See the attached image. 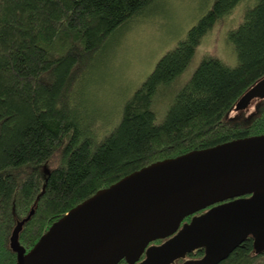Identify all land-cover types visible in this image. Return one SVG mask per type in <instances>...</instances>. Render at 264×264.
Instances as JSON below:
<instances>
[{
    "label": "trees",
    "instance_id": "16d2710c",
    "mask_svg": "<svg viewBox=\"0 0 264 264\" xmlns=\"http://www.w3.org/2000/svg\"><path fill=\"white\" fill-rule=\"evenodd\" d=\"M158 2L0 0V264L16 263L9 238L29 213L18 233L25 250L71 207L149 163L264 133V106L244 124L224 119L264 77V0H206L146 78L117 93L116 105L89 99L95 73L107 74L101 58L113 38ZM221 21L233 65L216 55L192 65ZM204 253L196 248L171 264ZM262 257L260 264L264 250L250 235L213 264Z\"/></svg>",
    "mask_w": 264,
    "mask_h": 264
},
{
    "label": "water",
    "instance_id": "95a60500",
    "mask_svg": "<svg viewBox=\"0 0 264 264\" xmlns=\"http://www.w3.org/2000/svg\"><path fill=\"white\" fill-rule=\"evenodd\" d=\"M262 97L264 77L235 107ZM29 216L9 238L15 264H171L196 248L204 255L181 264H213L250 235L264 250V133L149 163L71 207L25 250L18 233Z\"/></svg>",
    "mask_w": 264,
    "mask_h": 264
},
{
    "label": "rangeland",
    "instance_id": "374dc122",
    "mask_svg": "<svg viewBox=\"0 0 264 264\" xmlns=\"http://www.w3.org/2000/svg\"><path fill=\"white\" fill-rule=\"evenodd\" d=\"M158 1L145 17L131 22L123 31L118 32L117 37L113 38L116 42L110 45L101 58L103 64H107V74L103 69L97 71L95 75L98 74V77L94 78V85L89 87V99L98 107L111 109L112 105L117 104V93L124 94L126 87H137L161 55L171 45H175L206 10V0ZM226 22L221 21L202 38L192 65L205 55H216L233 65V54L228 51L230 48L224 40L229 27ZM263 106L264 97L255 98L243 108L230 109L224 119L229 123L244 124ZM55 164L56 160L51 159L45 168L48 170ZM262 260L263 257L259 258L256 264Z\"/></svg>",
    "mask_w": 264,
    "mask_h": 264
},
{
    "label": "flooded vegetation",
    "instance_id": "af4514ba",
    "mask_svg": "<svg viewBox=\"0 0 264 264\" xmlns=\"http://www.w3.org/2000/svg\"><path fill=\"white\" fill-rule=\"evenodd\" d=\"M199 213H200V212H198V213H195V214H199ZM153 243H154V244H158V242H156V241H155V242H153ZM153 243H151V244H153Z\"/></svg>",
    "mask_w": 264,
    "mask_h": 264
}]
</instances>
